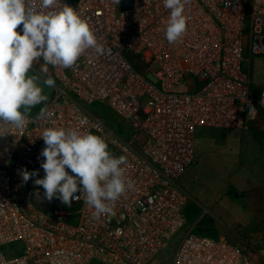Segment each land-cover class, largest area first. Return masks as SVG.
I'll return each instance as SVG.
<instances>
[{"label": "built area", "instance_id": "built-area-1", "mask_svg": "<svg viewBox=\"0 0 264 264\" xmlns=\"http://www.w3.org/2000/svg\"><path fill=\"white\" fill-rule=\"evenodd\" d=\"M61 3L88 22L104 53L89 48L72 68L39 58L55 81L43 106L51 115L35 124L39 112L28 116L23 128L0 122V264H151L185 226L180 179L194 162L197 131L241 130L264 117V83L251 70L253 58H264V0H189L186 32L173 44L163 0ZM96 103L120 119L115 129L86 109ZM46 127L94 132L126 158L133 186L110 203L112 214L94 219L82 199L34 207L20 173L45 176ZM170 264L264 262L188 230Z\"/></svg>", "mask_w": 264, "mask_h": 264}, {"label": "clouds", "instance_id": "clouds-1", "mask_svg": "<svg viewBox=\"0 0 264 264\" xmlns=\"http://www.w3.org/2000/svg\"><path fill=\"white\" fill-rule=\"evenodd\" d=\"M188 2L163 0L170 10L165 31L170 44L186 32L184 11ZM113 3L120 4V0ZM61 4V0H40L37 7L32 0H0V122L23 128L30 109L47 101L38 83L40 77L28 75L35 60L42 58L53 67L72 68L89 48L104 53L88 22L66 4L57 10ZM21 25L22 35L16 31ZM43 84L54 87L55 81L49 76ZM49 115L41 108L32 123ZM40 137L45 143L40 153L45 158L41 163L45 176L35 179L34 184L43 187L44 197L49 201L56 197L69 207L73 200L82 199L94 209V219L112 214L110 203L133 186L125 177L126 158L113 156L105 138L91 131L46 127ZM20 175L27 183L38 172L23 169ZM78 191L82 196L74 195ZM36 196L39 198V192Z\"/></svg>", "mask_w": 264, "mask_h": 264}, {"label": "rangeland", "instance_id": "rangeland-1", "mask_svg": "<svg viewBox=\"0 0 264 264\" xmlns=\"http://www.w3.org/2000/svg\"><path fill=\"white\" fill-rule=\"evenodd\" d=\"M16 31L20 33L18 29ZM41 65L44 63L37 59L28 75L40 77L39 86L43 89L42 94L48 99L31 108L28 116L36 115L50 102L53 95V87L43 84V80L50 75H47L46 71H40ZM262 66L264 58L252 59L253 78L264 83ZM86 109L110 128L115 129L121 122L102 104L96 103ZM21 111L23 112V108ZM108 150L113 156H120L112 147ZM207 183L220 189L224 198L222 210L227 221H231L236 215L234 227L243 239L239 243L241 248L253 259L264 262V117L260 116L241 130L202 128L197 131L194 162L180 179L181 186L189 196V202L183 210L185 226L155 256L151 264H170L183 234L190 228L191 232L198 233L193 223L198 215L207 217ZM26 188L35 208L46 212L54 207H67L56 197L51 201L47 200L43 187L35 186L32 178L26 183ZM37 192L39 198L36 196ZM98 263L94 261L92 264Z\"/></svg>", "mask_w": 264, "mask_h": 264}, {"label": "crops", "instance_id": "crops-1", "mask_svg": "<svg viewBox=\"0 0 264 264\" xmlns=\"http://www.w3.org/2000/svg\"><path fill=\"white\" fill-rule=\"evenodd\" d=\"M36 62L37 60L33 63ZM40 71H46V74L49 75L48 68L45 64L41 65ZM208 168L209 166H207V169ZM223 199L224 198L222 197L218 186L207 183V217L202 214L196 216L193 226L198 229L197 234L213 239L223 238L231 244L241 247L239 243L243 241V239L234 227V219L236 218V215H234L235 218H232L231 221H227V217L222 210L224 205ZM191 229L192 228L189 230Z\"/></svg>", "mask_w": 264, "mask_h": 264}]
</instances>
